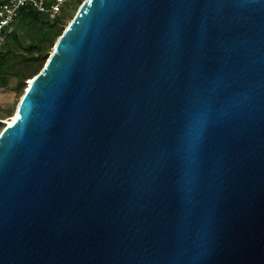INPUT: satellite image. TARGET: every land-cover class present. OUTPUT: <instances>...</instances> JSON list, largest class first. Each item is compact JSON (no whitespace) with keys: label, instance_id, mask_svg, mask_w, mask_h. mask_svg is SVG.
Returning <instances> with one entry per match:
<instances>
[{"label":"water","instance_id":"95a60500","mask_svg":"<svg viewBox=\"0 0 264 264\" xmlns=\"http://www.w3.org/2000/svg\"><path fill=\"white\" fill-rule=\"evenodd\" d=\"M0 132V264H264V0H85Z\"/></svg>","mask_w":264,"mask_h":264},{"label":"trees","instance_id":"16d2710c","mask_svg":"<svg viewBox=\"0 0 264 264\" xmlns=\"http://www.w3.org/2000/svg\"><path fill=\"white\" fill-rule=\"evenodd\" d=\"M6 1L0 0V6ZM84 1L68 0L55 19L29 7L20 11L15 28L0 48V89H11L17 104L27 83L42 70L56 41ZM17 104L0 107V132L4 121L13 117Z\"/></svg>","mask_w":264,"mask_h":264},{"label":"built area","instance_id":"2783aa9c","mask_svg":"<svg viewBox=\"0 0 264 264\" xmlns=\"http://www.w3.org/2000/svg\"><path fill=\"white\" fill-rule=\"evenodd\" d=\"M68 0H8L0 6V48L16 26L23 8L29 7L50 19L58 17Z\"/></svg>","mask_w":264,"mask_h":264},{"label":"rangeland","instance_id":"374dc122","mask_svg":"<svg viewBox=\"0 0 264 264\" xmlns=\"http://www.w3.org/2000/svg\"><path fill=\"white\" fill-rule=\"evenodd\" d=\"M15 96V93L11 89H0V107L6 108L12 106L14 103L17 104ZM11 118L4 121V123L6 124Z\"/></svg>","mask_w":264,"mask_h":264},{"label":"snow or ice","instance_id":"6c2138e0","mask_svg":"<svg viewBox=\"0 0 264 264\" xmlns=\"http://www.w3.org/2000/svg\"><path fill=\"white\" fill-rule=\"evenodd\" d=\"M32 82L31 81H29V84H31Z\"/></svg>","mask_w":264,"mask_h":264},{"label":"bare ground","instance_id":"6f19581e","mask_svg":"<svg viewBox=\"0 0 264 264\" xmlns=\"http://www.w3.org/2000/svg\"><path fill=\"white\" fill-rule=\"evenodd\" d=\"M29 83V82H28ZM10 122V120L8 121V123Z\"/></svg>","mask_w":264,"mask_h":264}]
</instances>
